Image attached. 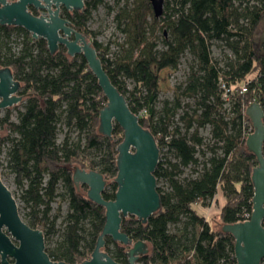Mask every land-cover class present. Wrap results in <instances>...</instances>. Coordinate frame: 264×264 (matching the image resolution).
<instances>
[{
  "label": "trees",
  "instance_id": "1",
  "mask_svg": "<svg viewBox=\"0 0 264 264\" xmlns=\"http://www.w3.org/2000/svg\"><path fill=\"white\" fill-rule=\"evenodd\" d=\"M101 1L84 0L82 9H61L60 14L91 42L130 110L135 114L144 111L145 116L138 117L139 122L153 134L159 153L166 147L175 157V161L159 160L154 170L156 183L159 179L167 181V190L157 185L158 210L145 223L133 215L121 218L120 230L133 241L142 240L148 248L137 264H235L234 238L221 228L238 221L244 212L250 213L252 209L250 173L256 161L245 144L243 127L250 120L243 113L242 104L248 105L254 94L264 97V39L255 37L264 20V0H250L252 3L246 2L244 6L235 5L238 0H179L178 8L168 15L167 4L163 6L160 19L154 17L146 1L144 8L133 16V37L126 61L118 64L110 63L98 53L99 43L92 39L93 32L86 26L92 10ZM29 10L38 15L32 6ZM149 15L152 24L161 22L165 30L161 48L153 39L154 30L147 28ZM14 32L22 34L21 46L17 51L11 47H6L4 52L0 49V67H8L20 82L18 94L24 104L17 113V121L9 119L10 110L6 108L0 127L17 134L10 164L17 183L22 178L29 180L23 197L31 207L26 223L43 234L53 231L54 222L49 220L48 212L61 184L68 198L67 224L57 250H45L55 261L79 264L94 249L105 223V209L86 196L85 184L76 187L73 169L78 166L100 172L106 182L102 196L113 199L117 189L116 146L122 141L123 131L114 124L111 137L98 132V115L106 98L81 54L70 57L63 45L50 54L43 38L34 39L19 26L0 25L1 39L8 41ZM216 40H223L235 56L222 67L210 57L209 46ZM185 50L191 51L199 63L198 72L192 73L185 91L198 94L200 99L192 116L187 118L184 113L180 117L185 122V132L181 133L177 126L169 132L163 116L159 117V124L154 123L158 73L163 68L176 67ZM252 75L257 81L248 84L246 92L236 91L227 111L220 97L219 78L239 90ZM122 76L133 82L130 91ZM178 107L176 100L173 108L164 106L163 110L173 114ZM62 115L68 124L73 123L84 131L83 144H71L67 139L60 145L56 143ZM194 124L195 129L189 132ZM206 125L214 140L210 155L201 162L195 176L180 178L182 168L199 164L197 153L203 142L197 128ZM98 149H103L102 157L91 159V152ZM218 188L225 201L219 213L207 221L191 205L208 206ZM182 217L184 226L192 229L184 241L180 238L181 230L171 233L168 228ZM87 218L90 228L85 235L81 222ZM109 242L114 246L111 253L107 252L109 256L126 264L127 247L107 238L103 250L108 249Z\"/></svg>",
  "mask_w": 264,
  "mask_h": 264
},
{
  "label": "water",
  "instance_id": "2",
  "mask_svg": "<svg viewBox=\"0 0 264 264\" xmlns=\"http://www.w3.org/2000/svg\"><path fill=\"white\" fill-rule=\"evenodd\" d=\"M154 17L162 15L164 0H149ZM84 0H0V25L19 26L32 38H43L50 54L60 45L70 57L81 54L106 98L99 111L98 132L111 137L114 124L123 131L122 141L116 146L117 189L113 199L102 196L105 180L94 169L75 166L72 179L76 187L87 186L86 196L104 207L105 223L98 235L91 255L79 264H122L103 250L105 238L127 247V263L137 264L139 256L148 248L142 240L133 241L120 230L122 216L133 215L145 223L160 207L154 170L159 162V149L153 134L144 128L138 115L133 113L123 94L109 79L97 51L85 36L75 30L61 9L80 10ZM29 6L45 10V15H34ZM42 12V11H41ZM20 82L8 67H0V110L19 103ZM253 131L246 137L247 149L255 157L256 165L250 173L253 187L252 209L249 219L222 226L223 232L234 238L235 264H261L264 259V113L258 102L249 103L244 110ZM0 264H66L49 257L45 250L44 235L32 228L18 213L10 190L0 178Z\"/></svg>",
  "mask_w": 264,
  "mask_h": 264
},
{
  "label": "rangeland",
  "instance_id": "3",
  "mask_svg": "<svg viewBox=\"0 0 264 264\" xmlns=\"http://www.w3.org/2000/svg\"><path fill=\"white\" fill-rule=\"evenodd\" d=\"M146 1L151 8L149 0H102L95 9L92 10L89 19L86 22L87 28L93 32L92 39L99 43L98 53L107 61L112 64H118L126 61V56L129 52L130 42L133 37L132 21L136 12L144 8ZM246 2L249 5L252 3L250 0L235 1V5L241 3L244 6ZM167 4V15L173 13L179 6V0H164L163 6ZM38 15H45V10L36 9ZM42 11V12H41ZM164 11V9H163ZM162 11V12H163ZM152 12V8H151ZM153 13V12H152ZM160 19V16L158 17ZM162 23L152 24L151 16L147 17V28L154 30L153 39L157 47H162V38L166 35L165 30H162ZM149 34H147L148 36ZM170 37V31L167 28V39ZM255 37L259 40L264 39V20L259 24L255 33ZM22 34L14 32L10 39L6 41L0 38V49L4 52L6 47H11L12 50H18L21 46ZM5 44V45H4ZM210 57L218 63L219 67L225 65L229 60L234 59V53L229 49L223 40L212 41L209 46ZM199 63L191 51L185 50L179 57L176 67H166L158 73V95L154 103L155 118L154 123L159 124V117L163 116L167 124V129L172 132L174 127L177 126L181 133L185 132V122L180 118L184 113L187 118L192 116L196 110L197 102L199 101L198 94L186 93L185 89L191 79L192 73L198 72ZM124 81L126 88L130 91L133 87V82L129 78L121 77ZM176 100L179 102V107L173 111L174 113L165 112L164 106L173 108ZM24 100L9 107V119L17 121V113L23 109ZM228 111V110H227ZM5 109L0 110V118L4 117ZM138 117L145 116L144 111L138 112ZM196 125L189 132L195 129ZM198 135L202 137L203 144L199 147L197 158L199 164L197 166L189 165L182 168V177H193L196 175V170L200 168V164L210 155V146L213 144L210 127L208 125L197 128ZM85 133L80 130L77 125L68 124L62 115L57 125L56 143L62 144L65 139L71 144H83ZM17 138L15 132L10 131L5 126L0 127V178L4 185L10 190L13 198L16 201L18 213L23 221L29 217L31 207L24 201V195L29 186V180L22 178L20 183L16 181V174L10 164V153L13 143ZM202 151L205 155H202ZM103 155V149L94 150L89 157L94 160H99ZM159 160L166 162L167 160L175 161V157L171 152H168L164 147L159 154ZM157 185L167 190V181L159 179ZM80 187V185L78 186ZM86 190V189H85ZM58 195L50 203V210L48 212L49 220L54 222L53 231L43 234L45 248L50 250H57L67 224V214L69 212L68 198L61 184L57 188ZM221 194V193H219ZM219 207L217 203L216 209ZM43 206H40L42 209ZM215 212H217L215 210ZM205 219H208L205 218ZM184 218L182 217L176 223H170L168 228L169 232H183L180 236L182 241L190 237V226H184ZM210 220V218L208 219ZM90 218L81 222L85 230V235L90 228ZM179 233V232H178ZM110 238L106 237L105 239ZM111 239V238H110ZM107 250H113V243L106 244Z\"/></svg>",
  "mask_w": 264,
  "mask_h": 264
},
{
  "label": "built area",
  "instance_id": "4",
  "mask_svg": "<svg viewBox=\"0 0 264 264\" xmlns=\"http://www.w3.org/2000/svg\"><path fill=\"white\" fill-rule=\"evenodd\" d=\"M256 81H257V77L254 76V75H252V76L248 77L245 80L244 84H242L240 86L239 90H238L236 88H233V87L228 86L226 84V82L220 77L219 78V82H218V88L220 90L221 100L223 101V107H225V108H227V110H229L232 102H234L236 91H239V93L246 92L247 89H248V84L253 83V82H256ZM251 102H258L260 104L262 110H263V113H264V97H260L259 95L254 94L253 97H252V100L249 101V103H251ZM246 106L247 105L242 104L243 113H244V110H245V107ZM252 131H253V128H252L251 123L250 122H246L245 125H244V127H243V135L245 136V138ZM212 142H214V140H212ZM249 216H250V213L249 212H244L242 214V216H241V219H239L238 221L247 220V219H249ZM233 258H234V255H233Z\"/></svg>",
  "mask_w": 264,
  "mask_h": 264
},
{
  "label": "crops",
  "instance_id": "5",
  "mask_svg": "<svg viewBox=\"0 0 264 264\" xmlns=\"http://www.w3.org/2000/svg\"><path fill=\"white\" fill-rule=\"evenodd\" d=\"M221 193V194H219ZM225 198L221 192V190L218 188L217 193L214 195L213 199L211 200L210 204L206 207H203L199 204H192L191 207L193 210L196 211V213L204 218H211L214 214L219 213L221 206L224 204ZM217 203L219 204V207H217ZM215 210L217 212H215ZM206 219L207 221H209Z\"/></svg>",
  "mask_w": 264,
  "mask_h": 264
}]
</instances>
